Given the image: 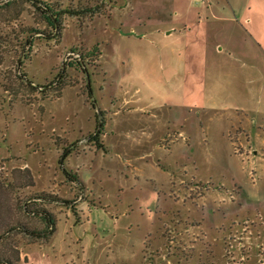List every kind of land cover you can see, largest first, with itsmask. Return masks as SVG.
Returning <instances> with one entry per match:
<instances>
[{
  "label": "rangeland",
  "instance_id": "1",
  "mask_svg": "<svg viewBox=\"0 0 264 264\" xmlns=\"http://www.w3.org/2000/svg\"><path fill=\"white\" fill-rule=\"evenodd\" d=\"M41 1L56 11L81 13L61 12L51 26L30 0H0V218L39 230L42 208L55 218V230L37 238L16 228L0 241V253L13 259L18 248L14 264H195L200 257L214 264L264 262V241L257 235L264 231V98L246 135L229 141L224 121L214 116V90H208L226 78L213 71L214 43L205 92L206 104L214 107L203 109V93H189L188 84L183 92L178 84L182 62L172 61V88L166 82L168 40L152 35L157 6L242 9L264 6V0ZM227 42L238 40L226 39L223 51ZM184 97L186 107L179 108ZM167 99L171 112L157 108ZM169 115L188 117L192 132L172 148L179 125H164L171 130L159 133ZM239 142L243 149L234 151ZM230 162L243 171L237 179L246 194L235 199L232 213L222 206L216 230L210 226L211 216L219 217L212 186L231 181L234 171L224 170ZM41 194L49 197L37 198ZM182 195L191 217L199 210L207 237L219 232L213 253L203 244L194 245L198 253L188 258L181 250V238H190L180 235ZM241 229L231 246L224 244L229 230Z\"/></svg>",
  "mask_w": 264,
  "mask_h": 264
},
{
  "label": "crops",
  "instance_id": "2",
  "mask_svg": "<svg viewBox=\"0 0 264 264\" xmlns=\"http://www.w3.org/2000/svg\"><path fill=\"white\" fill-rule=\"evenodd\" d=\"M157 11L161 12L155 17L159 16L158 19L152 17V35H160L165 40H168L169 46L164 44L167 49L169 56L168 69L166 70V82L172 88L173 83V66L172 61L177 60L182 62V66L177 69V72H181L180 80L178 81L179 86L185 92L186 84L189 85V93L199 90L203 93V109L210 108L213 109L211 104L205 99V92L207 88V57L209 56V49L214 43V58L213 61V71L218 73L219 71L224 72V81H215L214 85L208 90H214L213 99H215L214 106L217 107L213 109L218 120L224 121L225 133L229 141H239L243 135L247 133V123L252 120V115L258 111V107L263 102L264 98V6L249 5L243 7L242 9L238 6L223 4L221 6H214L213 4H208L205 6L191 7L188 9H178L175 6H164L159 7ZM174 13V17L173 14ZM238 24L242 26V30L246 34V37H241L239 30L237 29ZM240 37V38H239ZM226 39L235 40L234 45L225 43L227 50L223 51V46ZM244 43H239L240 40ZM155 40V39H154ZM176 45V46H174ZM255 77V78H252ZM223 87L225 89H223ZM221 92H225L220 94ZM219 97L222 98L219 100ZM172 102L171 99H167L161 103L157 108H168L171 112L169 105ZM186 99L183 98L181 105H176L179 108L186 107ZM213 103V102H212ZM208 105V106H207ZM206 106V107H205ZM213 106V107H214ZM221 114V115H220ZM224 116V117H223ZM181 117L173 118L171 115L162 118L163 129L159 132L160 135L166 133L165 131L171 130V128L165 129L164 125H179L175 132L174 141L176 142L179 138L187 141L189 139L190 133H192L188 128H186V122L189 121L188 117L180 119ZM249 120V121H248ZM198 127L201 132H204V123L199 120ZM170 144V148L174 146ZM240 142L238 145H233L232 148L235 151L236 147H241ZM242 148V147H241ZM169 149V148H168ZM243 149V148H242ZM239 150V149H238ZM250 149L248 152L250 153ZM237 152V150H236ZM195 166L196 163H192ZM187 168L186 164L182 165ZM198 168L194 167V172ZM237 168L230 164L224 170L232 175L230 182L226 183L224 181L218 180L217 183H213V199L218 201L214 203V212L218 213L219 217L216 215L211 216L210 226L216 230H220V223L215 224V219L220 220V215L223 214V210L232 213L236 207L237 203L235 199H239L240 195H245L244 186L242 181L237 179ZM246 184V182H244ZM179 184H183V180ZM169 185H173L170 181ZM248 187V185H245ZM205 197V194L200 197ZM193 199V198H192ZM198 200V198H197ZM197 200H191L190 203L197 204ZM184 195L181 196L180 203L184 206L185 212H179V220L182 225V232L180 235L183 237L187 234V241L181 238V250L185 251L187 258L192 252L195 251V246H207L206 252L213 253L214 242H218L219 232L216 235H211V239L207 237L204 229L200 228L199 220V210L197 208L193 209V213L197 216L191 217L190 204L186 203ZM228 202V203H225ZM224 204V205H222ZM228 204V206H226ZM239 205H242L238 202ZM261 210L264 211V202H262ZM222 206H225L222 210ZM246 211V210H244ZM236 212V211H235ZM225 214V213H224ZM236 216V213L234 214ZM204 220V219H201ZM208 226V227H210ZM241 231H235L232 234L231 230L228 232L227 242L226 238H223L224 244H229L231 246L232 241L236 240V235ZM250 232V230L248 231ZM258 237H261L262 242L264 241V231L257 232ZM173 242V239L171 240ZM248 242V241H247ZM246 242V243H247ZM264 243V242H263ZM204 247H201L203 249ZM264 248V245H263ZM210 249V251H208ZM204 251V250H203ZM195 252L198 253V250ZM264 254V250H263ZM213 255V254H212ZM186 258V259H187ZM185 259V258H184ZM206 260V261H204ZM198 258L195 264H214L215 262L208 259ZM188 259L186 260V262ZM183 264H189V263ZM177 264H182L179 262ZM264 264V262H260Z\"/></svg>",
  "mask_w": 264,
  "mask_h": 264
},
{
  "label": "trees",
  "instance_id": "3",
  "mask_svg": "<svg viewBox=\"0 0 264 264\" xmlns=\"http://www.w3.org/2000/svg\"><path fill=\"white\" fill-rule=\"evenodd\" d=\"M31 4L34 5L35 7L39 8L42 10V12L45 13V19L47 23L51 26H56V24L59 21V15L61 12L65 13H71V14H78L81 13V11H75L74 9H61L60 11H56L53 8H50L48 3H45L41 0H30ZM37 3H40L43 5V8ZM87 10V9H86ZM75 12V13H74ZM96 48L94 47V50ZM93 49L90 51L91 54H93ZM96 52V51H94ZM83 58V57H82ZM81 64V61L78 63ZM37 198H44V197H49L45 195H37ZM23 211L29 210L26 207H22ZM36 210V209H34ZM39 211H42V213H39L40 219L43 222V228L39 230L35 229H30L28 227L23 226L22 224L19 226V223H16L15 225L12 224L11 222H8L2 218H0V241H3L8 238L9 233L14 231L16 228L21 229V232L25 233L27 235H33L34 237L37 238H48L50 235L55 230V218L51 213L44 209H37V213ZM0 212H1V207H0ZM20 231V230H19ZM15 251L13 252L14 258L12 259L11 255L8 252H2L0 253V264H14L17 263L20 260V251L17 249H14Z\"/></svg>",
  "mask_w": 264,
  "mask_h": 264
},
{
  "label": "built area",
  "instance_id": "4",
  "mask_svg": "<svg viewBox=\"0 0 264 264\" xmlns=\"http://www.w3.org/2000/svg\"><path fill=\"white\" fill-rule=\"evenodd\" d=\"M196 1H198V2H203L204 0H196Z\"/></svg>",
  "mask_w": 264,
  "mask_h": 264
}]
</instances>
